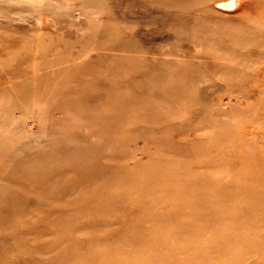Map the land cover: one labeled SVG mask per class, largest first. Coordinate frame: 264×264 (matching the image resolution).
Here are the masks:
<instances>
[{
  "label": "rangeland",
  "instance_id": "1",
  "mask_svg": "<svg viewBox=\"0 0 264 264\" xmlns=\"http://www.w3.org/2000/svg\"><path fill=\"white\" fill-rule=\"evenodd\" d=\"M254 1L0 0V264H264Z\"/></svg>",
  "mask_w": 264,
  "mask_h": 264
},
{
  "label": "bare ground",
  "instance_id": "2",
  "mask_svg": "<svg viewBox=\"0 0 264 264\" xmlns=\"http://www.w3.org/2000/svg\"><path fill=\"white\" fill-rule=\"evenodd\" d=\"M255 3H257V2H264V0H255L254 1ZM196 3V2H195ZM199 3V2H198ZM202 4V3H201ZM201 6V5H200ZM262 10H264V8H260V11H262ZM257 16H255V18H256Z\"/></svg>",
  "mask_w": 264,
  "mask_h": 264
}]
</instances>
